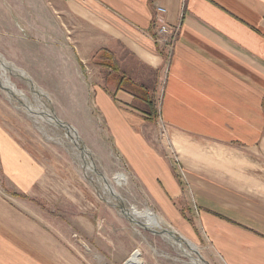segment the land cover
Returning a JSON list of instances; mask_svg holds the SVG:
<instances>
[{
	"label": "crops",
	"instance_id": "crops-1",
	"mask_svg": "<svg viewBox=\"0 0 264 264\" xmlns=\"http://www.w3.org/2000/svg\"><path fill=\"white\" fill-rule=\"evenodd\" d=\"M53 11L152 72L165 124L159 146L156 124L115 82L108 89L100 70L93 100L116 151L171 224L221 264H264V0H59ZM160 20L178 26L170 55L155 41ZM0 172L11 187L0 194V264H81L24 206L19 193L32 197L41 167L1 126ZM86 225L76 233L106 240L94 247L113 263L112 237L92 233L113 226Z\"/></svg>",
	"mask_w": 264,
	"mask_h": 264
},
{
	"label": "rangeland",
	"instance_id": "rangeland-1",
	"mask_svg": "<svg viewBox=\"0 0 264 264\" xmlns=\"http://www.w3.org/2000/svg\"><path fill=\"white\" fill-rule=\"evenodd\" d=\"M58 1L0 0V55L16 68L23 69L31 79L27 82L7 73L10 80L28 98L31 107L38 111L51 110L59 120L77 129L97 170L120 196L124 207L131 209L133 215H138L137 219L147 221L149 217L139 211L155 214L153 224L168 228L177 236L183 235L186 244L195 246L207 264H221L206 246L194 244L171 224L116 151L104 118L93 100L92 86L100 79L99 70L104 75V70L95 66L92 59L100 48L91 43L94 39L89 36L93 33L88 28L84 26V32L80 29L77 32L76 23H68L53 11ZM40 3L44 7H39ZM38 13L41 15L38 16ZM53 19L55 27L50 22ZM115 56L118 74L122 73L125 79L130 78L150 88L154 86L149 69L138 66L126 53ZM103 80L107 81V88L116 83L114 74L103 77ZM38 88L44 90L45 96L37 94ZM0 126L31 152L41 167L42 175L40 181L34 184L32 197L19 193L25 199L24 206L32 208L35 219L61 236L60 241L65 245L63 238H66L70 243L68 247L81 259V264H124L135 250L139 252L138 264H195L193 259L197 258V254L180 250L160 234L133 225L122 216L117 206L113 205L114 201L104 193L97 176L93 172L86 174L82 169L79 151L63 129L30 114L22 103L9 100L1 89ZM154 130L159 146L157 125ZM10 188L0 172V194L6 196L11 192ZM78 223H86L87 230L97 228L100 223L113 226L98 227L100 231H92L94 235H110L118 246L112 257L113 263L94 247L99 244L106 248L108 242H102L101 238L97 243L88 238L81 239L75 231ZM122 224L129 228L122 229ZM124 250L129 253L121 262L125 257ZM200 262L203 264L201 259Z\"/></svg>",
	"mask_w": 264,
	"mask_h": 264
},
{
	"label": "bare ground",
	"instance_id": "bare-ground-1",
	"mask_svg": "<svg viewBox=\"0 0 264 264\" xmlns=\"http://www.w3.org/2000/svg\"><path fill=\"white\" fill-rule=\"evenodd\" d=\"M0 71H1L0 89L6 94L7 98L9 100H16L19 104L22 103L30 114L34 116H38V118L43 119L49 125L63 129L64 134L69 138L71 143L74 144V146L79 151L82 169L85 171L86 174L89 172H93L97 176V180L101 185L104 193L107 196H109L112 201H114L113 205L117 206L122 216L127 218L132 224H136L143 229L149 230L150 232L160 234L161 236L165 237L173 244H175L180 250L182 251L186 250L188 252L191 251L192 253L197 254L198 251L195 248V246H193L190 243L186 244L187 241L182 236H177L174 232L170 231L168 228H162L159 227L158 225L153 224L155 221L154 215H148L149 217L147 221H143L141 219H137L138 215H133V213L129 210V208L124 207V205L121 202L120 196L116 193L114 188L107 182L105 176L97 170L96 166L94 165L93 161L90 158L89 151L86 150L84 144L81 142L77 134L78 132L77 129L71 128L70 127L71 125L63 121L61 124L59 119L56 117L55 114H53L51 110L46 109L47 111H40V110L38 111L37 109L31 107L28 103L27 100L28 98H26V96L19 89H17V87L14 85V83L10 80L9 76L7 75V73H12L29 82L31 79L23 69L16 68L14 64L6 61L0 55ZM43 91L44 90L38 88L37 94L45 96V93ZM137 255L138 253L132 254L130 259H128L125 264H138ZM197 258H194L193 262L195 264H201L198 254H197Z\"/></svg>",
	"mask_w": 264,
	"mask_h": 264
},
{
	"label": "trees",
	"instance_id": "trees-1",
	"mask_svg": "<svg viewBox=\"0 0 264 264\" xmlns=\"http://www.w3.org/2000/svg\"><path fill=\"white\" fill-rule=\"evenodd\" d=\"M93 64L104 70V77L116 78V91L123 89L133 97V108L142 112L145 119L156 124L158 118V97L155 94L154 86L150 88L147 85L137 84L124 75L118 74L117 59L114 53L107 48H100L93 56ZM117 72V74H116Z\"/></svg>",
	"mask_w": 264,
	"mask_h": 264
},
{
	"label": "built area",
	"instance_id": "built-area-1",
	"mask_svg": "<svg viewBox=\"0 0 264 264\" xmlns=\"http://www.w3.org/2000/svg\"><path fill=\"white\" fill-rule=\"evenodd\" d=\"M157 11L160 14H164L166 12L165 8L163 6H156ZM178 32V26H175L174 28L169 27L167 24H165L163 21L160 20L159 26L157 28V36H156V42L166 48L169 51V55L173 50V46L175 45V40ZM157 127L159 128V133L162 135H165V124L158 115Z\"/></svg>",
	"mask_w": 264,
	"mask_h": 264
},
{
	"label": "water",
	"instance_id": "water-1",
	"mask_svg": "<svg viewBox=\"0 0 264 264\" xmlns=\"http://www.w3.org/2000/svg\"><path fill=\"white\" fill-rule=\"evenodd\" d=\"M59 121L62 124V121L61 120H59ZM70 127L73 128L72 126H70ZM197 254L199 255V258L201 259V261L203 262V264H207V262L203 260V257L201 256V254L199 253V251L197 252Z\"/></svg>",
	"mask_w": 264,
	"mask_h": 264
}]
</instances>
